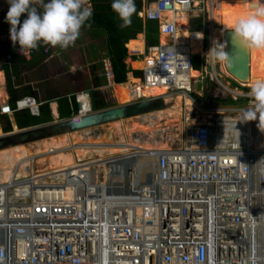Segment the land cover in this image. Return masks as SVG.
Wrapping results in <instances>:
<instances>
[{
    "label": "built area",
    "instance_id": "obj_1",
    "mask_svg": "<svg viewBox=\"0 0 264 264\" xmlns=\"http://www.w3.org/2000/svg\"><path fill=\"white\" fill-rule=\"evenodd\" d=\"M214 2L149 0L139 15L158 22L166 43L128 51L143 56L145 64L127 103L170 104L179 93L194 102L185 113V134L173 138L178 147H137L118 137L112 144L71 142L20 161L0 160V264H100L102 256L108 264H264V116L254 112L253 97L226 85L229 79L224 82L215 70L212 31L204 51L205 20L202 28H192L190 17L186 26L181 23V13L190 11L211 20ZM9 28L0 34L7 63L16 56H51L52 46L43 43L20 50ZM185 28L188 37L181 42ZM192 38L201 42L198 53L191 51ZM195 54L212 68L209 78L220 92L214 93L234 101L248 97L252 105L205 107L203 95H195L198 78L191 75ZM104 74L115 81L110 61H104ZM144 88L166 92L145 95ZM75 101L72 119L94 112L90 90L78 92ZM41 105L25 96L15 106L5 101L0 112L10 116L29 109L38 116ZM153 111L139 119L152 118ZM94 128L79 132L84 138L98 135ZM121 147L125 150L76 155L69 165L37 168L43 165L37 164L40 156ZM5 168L11 170L8 179L2 178Z\"/></svg>",
    "mask_w": 264,
    "mask_h": 264
},
{
    "label": "crops",
    "instance_id": "obj_2",
    "mask_svg": "<svg viewBox=\"0 0 264 264\" xmlns=\"http://www.w3.org/2000/svg\"><path fill=\"white\" fill-rule=\"evenodd\" d=\"M224 1L225 0H223V6L224 5L231 6V4L228 3V0L226 2ZM252 1L255 2L257 1V3L261 2V0H252ZM34 2L38 11H42V4L46 3L47 0H34ZM85 4L86 6H90L92 9L93 4L91 0H85ZM241 4H242L241 12L240 10L237 11L238 13H241V15H246L250 12V11H246L245 9L246 4H252L253 6H251V8H254V6L256 5L251 2H248L246 4L245 3H241ZM145 5L146 4L143 5L142 9L146 7ZM231 9L232 7H229L224 12V10L220 9L218 5V10H220V12L223 11V13L221 14L222 16L219 19V21L216 15L215 17L217 19L216 21V25H218L217 28H220L221 31L228 30V27L225 25L224 21H226L225 19L227 17L226 15H228V12ZM143 33L145 32H142L141 34ZM139 34H137V36ZM143 35L145 42L143 40L142 45L144 46V44L147 43V37H146V33ZM137 36L135 38H137ZM135 38H131V39H135ZM131 39H129L125 43L127 51L130 50V47L135 46L132 45L129 47L128 43ZM214 39H216V29H214L213 40ZM160 40H161V36H159V41ZM96 43H100V44L97 45ZM107 43H108L107 34L103 29L82 27L80 30V35L73 45L69 46L66 49H60L59 47H52L51 56L45 55L43 53H37L30 59H25L23 57L16 56L13 59V61L9 64L5 61V56L3 55L0 63V73H2L3 76L2 81H0V89L3 91L2 94L0 93V110H1V104H3L5 101H9L10 103L12 101L14 102V104H16V101L21 100L25 96H33L36 98V100L39 103H42L41 108L43 107V105L49 104L52 120L40 124H36L33 126L19 128L16 123L14 114L9 116L7 114H2L0 112V114L3 115V117L0 118V137L6 135V133H12L13 135L18 136L17 139L19 142L16 143V145L23 144L29 147L32 146L35 151L36 146H41L40 141H42L43 139H45V141L47 142L48 140L51 141L53 137H59L63 134L71 135L79 131V130L65 131L61 133H57L54 131H46L45 135L42 137H38V135H36V133L34 132V129H39L44 127L45 125L56 122L55 119H57V117L61 118L59 113V106L61 100L68 99L69 102L72 103V100L75 98V95L78 92L82 90H90L91 101H93L92 92L98 90L105 95L107 100L111 101L110 98L111 97L113 98L114 96V99L116 100L115 102H117L118 96L116 97V85H118L119 83L107 79V77L104 74V61L111 62ZM90 44L92 46L97 47V49L95 51L90 49L91 47V46L89 47ZM253 57L261 60V65L263 68L264 53L262 55H251L250 59H252ZM134 58L136 57H133V59ZM137 59L140 58H136L134 60ZM202 61L203 63L204 61L206 63V60L202 59ZM73 67L75 68V71H70V69ZM7 70L8 73L10 74L11 89L9 88V82H8L9 80L7 79ZM198 71L200 72V70ZM128 74L130 76V73ZM212 84L213 83L210 82V84L207 85L208 90H210L211 87H213ZM74 113L75 112H73V114ZM4 115H6L9 118L10 124L12 126V130L10 131H4L3 127L6 126V118ZM72 115L61 119L62 120L71 119ZM14 127H16V129H14ZM107 130L108 128L103 127V125H101L97 129L98 135H102V134L106 135L108 133ZM26 131L28 132L25 133ZM96 136L97 135L88 136V137L85 136V139L89 137L96 138ZM6 146L9 147V145ZM6 146H2V142L0 141V147L5 148ZM73 155L75 157V154Z\"/></svg>",
    "mask_w": 264,
    "mask_h": 264
},
{
    "label": "clouds",
    "instance_id": "obj_3",
    "mask_svg": "<svg viewBox=\"0 0 264 264\" xmlns=\"http://www.w3.org/2000/svg\"><path fill=\"white\" fill-rule=\"evenodd\" d=\"M7 3L5 22L10 25L13 45H19L20 50L35 49L40 43L66 49L78 39L81 28L92 15L85 0H47L42 4V11H38L34 0H7ZM111 8L121 21L120 28L131 25V17L136 12L134 0H112ZM231 40L247 49L264 51V0L231 25ZM216 44L215 60L230 64L231 55L223 43ZM212 51L213 47L209 52ZM250 95L255 100L254 112L264 116V79L251 84ZM100 264H108L107 259L102 256Z\"/></svg>",
    "mask_w": 264,
    "mask_h": 264
},
{
    "label": "bare ground",
    "instance_id": "obj_4",
    "mask_svg": "<svg viewBox=\"0 0 264 264\" xmlns=\"http://www.w3.org/2000/svg\"><path fill=\"white\" fill-rule=\"evenodd\" d=\"M217 1V0H216ZM214 2L213 4V8L211 9V21L214 19V16L216 14L217 11V2ZM188 17L189 15L187 13H181V23L183 26L187 25V21H188ZM239 17V13L234 10L231 9L228 12V17H227V21L229 22V28L228 30H231V25L236 21V19H238ZM216 26V24L214 23V21H212V38H214V27ZM226 30V31H228ZM226 31L222 30L220 28L216 29V38L217 37H221V32H223V34L225 35ZM202 36V33L200 34ZM181 39L180 41H186L187 37H188V30L187 28L182 29L181 30V34L180 36ZM224 37V36H223ZM137 38L144 40V35L143 34H139L137 36ZM216 40V39H214ZM161 42L166 43V38L164 35L161 36ZM224 41V39H223ZM145 42V40H144ZM145 45V44H144ZM136 48L141 49L142 51L144 50V46H132L130 47V51L134 50ZM190 48L192 53H198L201 51V42L198 41L195 38L190 39ZM249 52V49H247ZM249 58H250V52H249ZM255 57H253L252 59L249 60V66H250V75L248 77L247 80L249 79H264V67L262 68L261 65V60L260 59H254ZM214 62V60H213ZM133 65L136 68H140L143 69L145 62L143 60H134ZM224 65H226V63H224ZM223 68V67H222ZM226 69V67L224 68ZM226 72L229 74V76L234 77L233 75H231L227 69ZM191 75L192 77H201V71L199 72L196 69H192L191 71ZM131 76V75H130ZM130 79L126 81L127 84V93H128V100L127 102H129L132 99V95L130 94V90L132 89V87L135 85V83L138 85L140 83L139 80L135 79L134 77H129ZM3 76L2 73H0V81H2ZM245 80V81H247ZM230 82H232L230 80ZM4 83V81H3ZM226 85H229L226 83ZM143 93L145 95H163L166 90L164 88H156L153 90H150L148 88H144ZM238 91V89L236 90ZM235 91V92H236ZM0 93L2 94L3 91L0 89ZM239 93V92H236ZM175 103L172 104L171 107L168 108H162L159 109V111L157 112V121H155L156 119H147L149 118V115H145L142 116L141 119L142 121H139V116H132L129 118H124V119H120L114 122H110L107 123L105 125H103V127L108 128V133L102 134V135H97L96 138L94 137H89L87 139H85L84 137H82V133L75 132L71 135L68 134H63L59 137H53L51 139V141L54 142V145L51 146L50 145V141L48 140L47 142L45 141V139H43L41 142V146H36V149L34 151L32 146H26V145H15V146H10V147H6L2 150H0V160L4 161L5 159H11L12 161H20L23 158H27L29 156H34L35 154H40L43 152H47L49 150L50 147H54V148H59V147H64L66 145H69L71 142H81V141H88L90 143H94V144H98V145H102V143H107V144H112L114 143L115 140L121 139L122 141H127L128 143H132L135 146H143L146 148H167V147H178L177 145L174 144H169L168 142H166V140L164 139H159L158 141H155V135L158 134V129H160L161 124H163V126H167L168 128L173 127L176 125V122L178 123V126H182L181 124V117H182V103L186 104L187 107H191L192 105H194V102L191 100V98L186 97L184 98V96L182 94H177V96L174 99ZM125 102V103H127ZM249 107V106H248ZM164 117V120L161 121ZM161 119L159 121V119ZM147 121V123H146ZM183 122V121H182ZM135 126V127H134ZM264 126V124H263ZM159 127V128H158ZM181 128V127H180ZM138 133L141 136V139L137 136H135L134 134ZM70 134V133H69ZM165 139H170L169 136H164ZM85 139V140H84ZM48 144V145H47ZM106 147V146H105ZM33 149V151H32ZM110 152H120V151H124V148H113V149H107V148H101L98 150H91V149H85V148H78L76 149L75 152V156L77 155L80 158H83L87 155H91L93 152L98 153V154H104L105 152L109 151ZM8 159L6 160V162H8ZM75 157L73 155V152H69V153H56L50 156H40L39 159L37 160V164H43L45 167L47 168H53L59 165H69L71 163H73ZM46 164V165H45ZM10 165H12V162H10ZM2 168V165H0V169ZM24 169V168H23ZM21 175H26V172L24 170H22V172L20 173ZM11 176V170L5 168L4 172L2 173V178L3 179H8Z\"/></svg>",
    "mask_w": 264,
    "mask_h": 264
},
{
    "label": "trees",
    "instance_id": "obj_5",
    "mask_svg": "<svg viewBox=\"0 0 264 264\" xmlns=\"http://www.w3.org/2000/svg\"><path fill=\"white\" fill-rule=\"evenodd\" d=\"M92 1V15L90 20L86 22L83 28H100L103 29L107 34V45L109 57L114 70V80L116 83V92L120 103H125L128 100L127 93V75L132 69L128 67L126 59L128 57V51L125 46V43L131 39L135 38L137 34L145 32L147 37V43L153 44L159 42V26L157 21H144V19L139 15V12L143 8V0H134L136 6V12L131 17L132 23L130 26L125 28H120L119 25L121 21L119 20L117 14L112 10L111 3L112 0H91ZM151 1V0H150ZM231 4L235 6V1L231 0ZM240 6V5H239ZM90 24V27L88 26ZM199 26L202 25V19L199 18ZM10 25L5 22V18L0 22V34L5 32ZM143 43L142 39L135 38L131 39L128 43L129 47L132 45L141 46ZM6 47L5 44L0 41V63L2 56H5ZM201 57L200 54H195L193 57ZM202 58V57H201ZM136 59V58H134ZM194 69L200 70L199 65L196 63V59H193ZM9 70V69H8ZM7 70V79L9 80V88L11 89L10 83V74ZM137 75L140 74V70H133ZM234 87H240L241 89L250 90L251 84L256 81L255 79H249L245 82V85L248 87H241V85L232 80ZM244 85V86H245ZM74 98V97H73ZM92 106L94 110H100L103 108H108L115 106L117 103L115 101H109L106 99L105 95L101 91L92 92ZM13 106L14 102L11 101ZM77 111V104L75 98L72 100V103L68 99L61 100L59 106L60 117H69L73 112ZM16 123L19 128L33 126L43 122L51 121L52 115L50 112L49 104L43 105L41 108L40 114L38 116L33 115L29 109L18 110L14 113ZM6 118V126H4V131L12 130L9 118L4 115ZM3 115L0 114V118ZM50 145L53 146L54 142L50 141Z\"/></svg>",
    "mask_w": 264,
    "mask_h": 264
},
{
    "label": "rangeland",
    "instance_id": "obj_6",
    "mask_svg": "<svg viewBox=\"0 0 264 264\" xmlns=\"http://www.w3.org/2000/svg\"><path fill=\"white\" fill-rule=\"evenodd\" d=\"M148 1L149 0H143V5L144 4H146L145 6H147L148 5ZM216 1V0H215ZM227 0H225L224 2H226ZM235 1V6H233L232 4H231V0H228V3L229 4H231V6H223V0H217L216 2H217V4L219 5V8L220 9H222V10H224V11H226L229 7H232V9H234V10H236V11H238V10H240V12H241V8H242V4L241 3H248V2H251V3H253V4H256L257 3V1L255 2V1H252V0H234ZM150 3V2H149ZM239 4H240V6H239ZM247 5H248V7H247ZM251 6H253L252 4H246V11H252L253 10V8H251ZM251 8V9H250ZM8 9H9V5H8V3H7V0H0V22L1 21H3L4 20V18H5V15H6V13H7V11H8ZM219 11L220 10H218V7H217V11H216V16H217V19H218V21H219V19L221 18V16L219 15ZM202 14V13H201ZM197 14H196V12L195 11H190L189 12V17L191 18L190 19V22H189V24H190V26L193 28V26H194V28L195 27H197V26H199L200 24H199V18H197V16H196ZM199 15V14H198ZM240 15H241V13H239V17H240ZM227 17H228V15H226ZM241 16H243V15H241ZM238 17V18H239ZM201 19H202V24H204L203 22H204V20H205V25H206V35H207V37H206V41H205V46H204V51H207L208 49H207V45H208V43L210 42V40H211V30H210V25L212 24V21L208 18V15H204V14H202L201 15V17H200ZM217 19H216V17L214 16V23L216 24V21H217ZM227 19V18H226ZM220 23V22H219ZM217 27H218V25H216L215 27H214V29H217ZM197 28H202L201 26H199V27H197ZM141 34V33H140ZM143 34H145V33H143ZM215 42V44H214V51H215V49H216V47H218V45L216 44V42L217 43H223V46H224V41H223V32H221V37L219 36V37H217L216 38V40H214ZM97 45H99L100 43H96ZM91 46V47H90ZM209 46V45H208ZM89 47H90V49H92L93 51H95L96 49H97V47H95V46H92L91 44L89 45ZM249 52H250V56L251 55H262L263 53H264V51H261V50H256V49H249ZM139 58L140 59H137V60H141L142 58H143V56H139ZM193 59H196V63L199 65V67H200V71H201V77H199L198 79H197V82H195V85H194V87H195V95H196V97L198 98V96H199V93H201L202 95H203V104H205V107H207V108H215V107H224V106H239V107H241V108H246V107H250L252 104H251V101L252 100H250V98H248V97H245V98H239V100L238 101H234V100H232L230 97H229V95L227 96V94H226V97L224 96H219L218 94L220 93L218 90L219 89H216V87L217 86H215L214 84H212L213 85V87H211V89H212V91H211V89L210 90H208V86L207 85H209L210 84V72H212V68H211V66L208 64L209 62L207 61V58H206V61L208 62V63H205V61H204V63H203V61H202V58L201 57H196V58H194L193 57ZM134 61V59H133V57L130 55V53H129V55H128V57H127V59H126V62H127V64H128V66L132 69V70H140V68H136L134 65H133V62ZM214 67H215V70L218 72V74H219V72L220 73H223V81L224 82H226L227 80L226 79H231V76H229V74L226 72V69H224L225 68V65H224V63L222 64V63H220V62H218V61H216L215 60V65H214ZM223 67V68H222ZM130 73V75L132 76V77H134L135 79H137V80H139L140 82H141V77L139 76V75H137L136 73H134V71H130L129 72ZM131 76H129V77H131ZM127 78V80H129L130 78ZM233 80L234 81H238V83L241 85V87H243V88H245V87H248L247 85H245V82L244 81H240V80H238L236 77H233ZM228 81H230V80H228ZM227 84H229V86H234L233 84L232 85H230L231 83H228V82H226ZM136 84V83H135ZM245 85V86H244ZM233 88H235V89H238V88H236V87H233ZM240 88V87H239ZM215 90H217V93H214V91ZM241 93H245V94H249V97H252L251 95H250V90H245V89H238ZM111 96V95H110ZM116 97H117V92H116ZM220 97H222L223 99H220ZM110 100L111 101H116L115 99H114V96H113V98L111 97L110 98ZM117 104L116 105H119V104H122V103H120V101H119V99H118V97H117V102H116ZM175 103V101H173L172 103H170V104H166V106L165 107H163V108H168V107H171L172 106V104H174ZM168 106V107H167ZM192 108V106L190 107H187L186 106V104H184V103H182V117H181V124H182V126H178L177 124V122H176V125L175 126H173V127H170V128H168L167 126H163V124H161V128L160 129H158V134H156L155 135V138H154V140L155 141H158L159 139H164V140H166V142H168L169 144H174V145H176V142L173 140V138L174 137H177L178 135H179V137L181 136V135H183V134H185V132H186V128H187V121H185V119H186V115H185V113L186 112H188L190 109ZM159 109H162V108H157V109H155L153 112V117L152 118H150L151 120L152 119H156L155 121H157V112L159 111ZM199 114H201V113H199ZM137 119H139V118H137ZM159 119V118H158ZM162 119V120H161ZM161 119H159V121L161 120V121H163L164 120V117L163 118H161ZM139 121H142V119H139ZM183 121V122H182ZM146 123H147V121H146ZM98 127H100V126H98ZM98 127H95L94 128V130H97L98 129ZM135 127V126H134ZM181 127V128H180ZM159 128V127H158ZM164 136H169L170 137V139H165L164 138ZM171 140V141H170ZM16 144V143H15ZM10 146H14V144L13 145H9V147ZM7 147V146H6ZM5 147V148H6ZM3 149V148H2ZM44 168L45 166H41V165H38L37 166V168Z\"/></svg>",
    "mask_w": 264,
    "mask_h": 264
},
{
    "label": "water",
    "instance_id": "obj_7",
    "mask_svg": "<svg viewBox=\"0 0 264 264\" xmlns=\"http://www.w3.org/2000/svg\"><path fill=\"white\" fill-rule=\"evenodd\" d=\"M224 47L231 55V63H226L225 65L227 71L240 81L247 80L250 75L249 52L247 48L231 40V30L226 31L224 35ZM139 76H143L142 69H140ZM165 105L166 104L163 100L155 101L153 99L133 103H122L94 111L81 117L79 120L71 118L68 120L56 121L45 125L42 128L34 129V132L38 137H42L45 135L46 131L61 133L65 131H76L85 128L98 127L120 119L140 116L157 108H163ZM14 129H16V127H14ZM27 132L28 131L25 133ZM17 138L18 136L13 135L12 133H6V135L0 137V141L2 142V146H6L18 143L19 141Z\"/></svg>",
    "mask_w": 264,
    "mask_h": 264
},
{
    "label": "flooded vegetation",
    "instance_id": "obj_8",
    "mask_svg": "<svg viewBox=\"0 0 264 264\" xmlns=\"http://www.w3.org/2000/svg\"><path fill=\"white\" fill-rule=\"evenodd\" d=\"M224 12H225V11H224ZM222 13H223V11H222V12L219 11V15H220V16H222V15H221ZM225 17H226V16H225ZM226 18H227V17H226ZM226 18H225V19H226ZM224 22H225V25L229 28V22L227 21V19H226V21H224ZM223 36H224V34H223ZM223 39H224V37H223Z\"/></svg>",
    "mask_w": 264,
    "mask_h": 264
}]
</instances>
